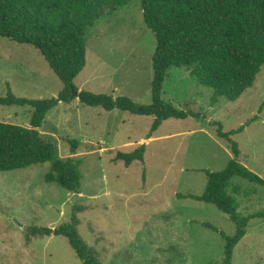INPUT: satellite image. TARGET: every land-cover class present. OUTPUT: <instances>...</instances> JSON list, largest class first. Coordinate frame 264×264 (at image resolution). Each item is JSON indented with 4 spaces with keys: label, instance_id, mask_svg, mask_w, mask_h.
I'll list each match as a JSON object with an SVG mask.
<instances>
[{
    "label": "rangeland",
    "instance_id": "374dc122",
    "mask_svg": "<svg viewBox=\"0 0 264 264\" xmlns=\"http://www.w3.org/2000/svg\"><path fill=\"white\" fill-rule=\"evenodd\" d=\"M87 65L75 81L81 91L152 103L154 33L141 0H132L87 32ZM64 85L40 51L0 37V97L11 91L31 100L58 98ZM162 98L200 119H171L148 139L154 118L86 106L75 99L52 109L40 129L62 159L82 160L81 193L46 182L52 164L0 173V264H82L65 237L33 236L34 227L56 229L78 221L76 231L101 264H223L226 239L236 235L229 216L191 199L203 196L206 171L221 172L234 158L264 179V67L240 100L218 98L192 71L172 68ZM34 109L0 106V122L29 128ZM70 141H78L76 155ZM145 146L144 161L126 166L120 154ZM239 197L240 212L264 211V188ZM207 225L218 229L214 231ZM233 264H264V220H253L236 246Z\"/></svg>",
    "mask_w": 264,
    "mask_h": 264
},
{
    "label": "trees",
    "instance_id": "16d2710c",
    "mask_svg": "<svg viewBox=\"0 0 264 264\" xmlns=\"http://www.w3.org/2000/svg\"><path fill=\"white\" fill-rule=\"evenodd\" d=\"M131 1L0 0V37L37 48L64 85L58 98L50 100L19 98L11 91L0 97V106L34 109L29 128L0 122V173L50 163L47 183L71 193L82 192V160L73 156L60 158L55 143L40 132L48 113L61 102L79 99L86 106L108 112L120 110L153 117L148 137L151 139L165 121L201 118L163 100L164 83L172 68L191 70L194 80L213 91V103L218 98L236 102L254 88L264 67V0H141L144 22L157 40L152 103L141 105L127 97L79 90L75 81L87 65L88 30ZM243 129L232 132L218 129V136L230 144L234 158L221 172L206 171L208 184L203 196H189L216 206L234 223V237L222 233L226 239L223 264H233L235 248L247 235L250 223L264 220V211L251 215L240 212L239 197L256 195L257 189L246 190L236 180L264 188V179L239 161L241 151L232 137ZM78 144L70 141L72 155H76ZM145 151L143 145L135 153L120 154L118 159L129 167L135 161H144ZM77 226L74 218V222L56 229L34 227L31 234L65 237L82 264H101L79 236ZM207 226L218 231L212 225Z\"/></svg>",
    "mask_w": 264,
    "mask_h": 264
}]
</instances>
